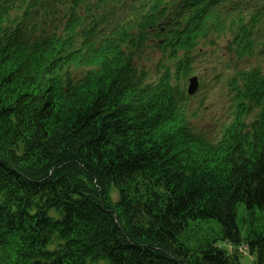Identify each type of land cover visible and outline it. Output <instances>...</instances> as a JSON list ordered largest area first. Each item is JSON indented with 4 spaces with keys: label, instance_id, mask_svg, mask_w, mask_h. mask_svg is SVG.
I'll list each match as a JSON object with an SVG mask.
<instances>
[{
    "label": "trees",
    "instance_id": "16d2710c",
    "mask_svg": "<svg viewBox=\"0 0 264 264\" xmlns=\"http://www.w3.org/2000/svg\"><path fill=\"white\" fill-rule=\"evenodd\" d=\"M203 10L173 27L185 49L208 36ZM261 20L231 40L238 57L264 59ZM125 44L0 39V264H239L198 238L210 221L264 264V69L241 71L234 120L212 143L170 76L145 85Z\"/></svg>",
    "mask_w": 264,
    "mask_h": 264
},
{
    "label": "rangeland",
    "instance_id": "374dc122",
    "mask_svg": "<svg viewBox=\"0 0 264 264\" xmlns=\"http://www.w3.org/2000/svg\"><path fill=\"white\" fill-rule=\"evenodd\" d=\"M119 5L112 1L108 6H105L104 17L101 19V27L104 29L105 33H110L114 26H116L117 21L123 19L124 15L129 13L126 11L128 4L125 3L121 11H119ZM95 15V14H94ZM61 19L64 20V16H61ZM86 26H90L89 22L86 23ZM128 34L134 38V35L139 34L138 31H128ZM209 41L215 40V35H209ZM221 40L217 41L216 49L219 50V54L224 50L225 45H227V37L223 36L219 38ZM209 41L205 42L202 53L204 54L206 60L207 56L213 51L210 47ZM138 43L137 50H133L132 53L140 69L145 71L148 83L156 81L161 75L162 67L157 68V64L160 63L162 54L159 53L154 46L147 47L146 40H140L139 36L136 39ZM153 45V44H152ZM202 53L198 54L196 66L194 71L197 72V75L201 77L200 81H204L203 89L197 92L196 97L190 101L191 107L197 109L196 117L193 116L191 110L186 112L187 119H189V127L193 133L206 136L209 142L213 143L220 138L221 131L224 126L230 123L233 112L232 104L229 101L228 89L224 85L226 79L219 83V85L213 84L212 80L215 77L220 76L225 73V66H222V63L219 61L204 63V56ZM205 60V61H206ZM213 61V58H210ZM167 62H165L166 64ZM262 60L254 57H246L232 63V67H239L243 69H248L251 67H257L258 64H261ZM164 64V65H165ZM263 66V64H262ZM204 67H207L208 71H204ZM85 71L82 68H74L72 76L79 79L83 76ZM201 102L202 106L198 108L199 103ZM240 209H243L242 206L239 207L237 221L241 225L240 221ZM260 217V216H258ZM205 224V225H203ZM203 227L199 231L198 238H213L219 236L220 226L215 222H206L201 223ZM195 228V225L192 226V229ZM189 241L188 246H193L195 243V236L192 231L188 232ZM222 248L227 249V246L219 242ZM230 252V247L226 250ZM243 256V257H242ZM240 264H253L254 256L247 257L246 253L243 252L241 255ZM96 264H107L106 262H98Z\"/></svg>",
    "mask_w": 264,
    "mask_h": 264
}]
</instances>
